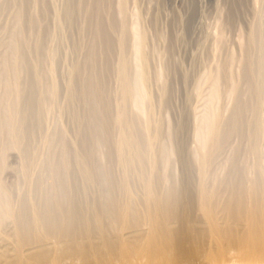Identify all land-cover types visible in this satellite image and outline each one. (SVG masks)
Masks as SVG:
<instances>
[{
    "label": "bare ground",
    "instance_id": "1",
    "mask_svg": "<svg viewBox=\"0 0 264 264\" xmlns=\"http://www.w3.org/2000/svg\"><path fill=\"white\" fill-rule=\"evenodd\" d=\"M111 8L112 0H0V238L13 244L0 252V264H180L200 250L201 236L214 243L208 261L261 263L264 149L254 143L245 151L232 138L244 137L246 127L256 135L264 130L263 44L257 56L241 62L249 97L238 99L228 121L214 108L220 97L214 80L207 111L196 121L198 146L190 151L186 178L176 181L167 171L173 154L169 137L158 127L153 141L140 124L147 70L137 66L131 72L128 60L116 66L123 79L118 94L127 98L119 107L124 117L116 114L110 55L114 45L127 50L128 37L124 32L119 42L111 39L108 30L127 28ZM260 24L256 41L262 38ZM60 29L80 56L68 72L73 84L64 90L63 103L52 74L63 44L54 33ZM143 39L132 47L138 55ZM130 104L136 110L132 117ZM56 112L68 118L74 142L56 120L47 126L46 118ZM128 147L143 178L146 224L132 205ZM228 148L232 153L223 157ZM12 150L22 160L14 186L3 177ZM195 212L208 224L196 223ZM129 229L133 234L125 235Z\"/></svg>",
    "mask_w": 264,
    "mask_h": 264
},
{
    "label": "rangeland",
    "instance_id": "2",
    "mask_svg": "<svg viewBox=\"0 0 264 264\" xmlns=\"http://www.w3.org/2000/svg\"><path fill=\"white\" fill-rule=\"evenodd\" d=\"M113 9L116 10L115 18L117 21L123 22L125 20L127 28L124 31L120 30L121 32L118 28L108 30V32H112H110L111 39L119 42L118 39L124 32L128 37L127 50L126 47L121 50L118 45H114L110 55L112 58L108 83L110 89L114 92L113 103L116 114L119 118L120 116L124 117L119 107L127 99L124 95H120L122 94L123 79L116 66L120 61L128 60L130 62L129 69H132L131 72L136 71L137 66V69L143 67L142 69L147 70L145 94L148 99L147 102L143 101L142 103V122L140 124L143 126L144 131L147 130V137L153 138V141H157L158 127H160L161 134L169 137L167 142L173 154H171L172 165L168 167L167 171L171 172L173 180L184 181V178H186L185 165L187 161L189 162L190 151L198 146V142L194 139L196 121L207 111L214 80L220 96L214 102V108L223 115L224 120L228 121L232 117L233 108L240 97L245 99L249 97L246 94V81H244L246 71L241 62L245 57L247 58V55L255 57L260 53L258 44H263L264 47V18H261L264 16V0H112V12ZM28 13L29 7L26 8V14ZM7 19L9 20V15L6 17ZM7 21L6 24H8ZM258 24L262 26V38L256 41L258 38H255L254 32ZM57 26L62 28L63 24L60 20H58ZM54 33L56 38H60L63 42L61 52H57L56 55L58 56V62L52 66V74L61 84L59 88L63 93L61 92L60 100L62 102L60 103H63L64 90L68 88V85L73 84L71 79L68 80L67 78L70 76L68 72L72 69V62L80 56L72 52L71 41L69 42L63 29L55 30ZM137 36L140 38L136 39ZM141 38H144L143 46L138 55V52L136 53L132 47L136 40L140 41ZM145 40L146 42H144ZM135 77L134 73L131 78L134 79ZM231 87H237V92L231 90ZM60 114L56 112L52 114L53 116L49 115V120L46 118V124L51 128V126H55L52 123L57 121V124L62 126V129L74 142L69 120L66 116ZM135 114L136 110L130 104L128 116L132 117ZM247 118L250 122V113H248ZM126 129L127 136H130L133 133V128L128 125ZM256 134L257 132L253 129L246 127L244 137L233 136V144L236 146L241 143L245 151H249L254 143H258L264 149V130L262 134ZM232 149H226L223 157H228L232 153ZM16 153L19 152L12 150L9 154L7 159L8 169L5 170L3 176L11 186L19 184L20 181L19 172L22 160L19 156L20 153L19 155ZM127 157L129 161L128 169L133 174L132 205L137 209L146 224L149 211L145 205L146 192L142 184V175L139 174V163L135 161L134 153L130 147H128ZM250 159L254 160V155L250 154ZM226 164L230 166V162ZM226 164L223 174L224 171L228 170ZM198 174V171L193 173L195 182ZM20 184L23 185V183ZM192 206H195V197H193ZM193 214L196 223H198V220L200 222L198 224L207 223L204 222L199 213L195 212ZM221 222L226 224L224 219ZM241 224H245V222ZM143 229L146 231L147 226L144 225ZM131 232L132 229H129L124 231V234H133ZM210 240L206 236H201L200 242H198L200 243L198 244L199 253L197 251V255L193 254L194 256L182 260V262H185L181 263L216 264L205 258L207 250L214 249L212 247L214 243ZM0 241L1 253L4 250L13 248V244L3 238H0ZM25 251L27 252L26 248ZM74 263L96 264L93 262ZM219 264L249 263L229 259L225 263ZM258 264H264V261Z\"/></svg>",
    "mask_w": 264,
    "mask_h": 264
}]
</instances>
